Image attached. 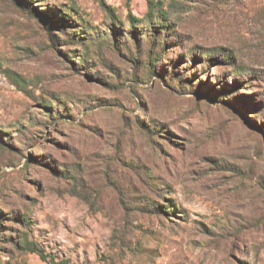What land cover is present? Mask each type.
<instances>
[{"label":"rangeland","instance_id":"1","mask_svg":"<svg viewBox=\"0 0 264 264\" xmlns=\"http://www.w3.org/2000/svg\"><path fill=\"white\" fill-rule=\"evenodd\" d=\"M149 1L0 0V264H264V0Z\"/></svg>","mask_w":264,"mask_h":264},{"label":"trees","instance_id":"2","mask_svg":"<svg viewBox=\"0 0 264 264\" xmlns=\"http://www.w3.org/2000/svg\"><path fill=\"white\" fill-rule=\"evenodd\" d=\"M72 4H74V0H71ZM15 2L22 7L24 10H29V12L31 14H36L38 16V18L40 19V22L44 25V27L50 31L54 30V29H64V26H70L69 30H74L72 36L75 37V39L78 38H83L84 35V31L83 29L80 28V26H83L84 29L86 28L85 24H79L78 21L76 20H72L73 18H71V21H66L64 18H60L57 19L55 14H49L46 11H42L40 13H42V15L39 13V11L35 8V5L31 2V0H15ZM104 6L106 8L109 9V5H107L105 3V1L103 2ZM74 11H76L78 9H76V7H73ZM116 21L119 22L118 17H115ZM128 19L131 22V27H133V30L131 31L132 35L135 37L136 35V31H137V27H139V24H144V27H148L151 29L148 30L147 33H153V36H155L157 33H159L160 31H163L166 33H168L171 29V26L168 24V15L166 13V11L162 10V8L156 4L154 1L150 0L149 1V9L148 12L143 16V17H139L134 15L131 10L129 11L128 14ZM66 22L68 23L66 25ZM157 23H160L159 26H157ZM113 27L114 24H112ZM123 30V28H121ZM79 32V33H78ZM86 36V35H85ZM55 38V36H54ZM53 38V40H54ZM86 38L88 39V37L86 36ZM153 39V38H152ZM120 43H122L121 40H119ZM167 41H165V43H163L162 41H155L154 43H152L151 47H149L147 49V61H148V67L149 70L151 71V74H163V71L165 69L168 70V72L166 73V79L167 82L170 84H173V81L177 83V81H181L180 84L183 87L184 90H188V88H191L190 82L188 81L187 83H185V81L182 79L183 75L182 73L179 71L178 72V78L173 76V72H174V66H175V60H173V63L169 65V67L163 63V59H162V54L163 52L160 50L162 49L163 45H166ZM159 46V49H157V47ZM210 56V55H209ZM180 59H183L184 55H179ZM212 58V57H211ZM169 59V58H168ZM180 59L178 61H180ZM84 61H86V59L84 58ZM158 62H160L161 64H158ZM182 77V78H181ZM209 78V75H208ZM173 80V81H171ZM205 83V81H201L199 87L197 90L193 91H202L203 89V84ZM223 91V90H222ZM222 91H218L222 92ZM209 94V92H207ZM219 96V95H218ZM219 98V97H218ZM50 115H52V112H49ZM64 114H67L69 116H71L70 112L65 111ZM260 128L264 129L263 126H260ZM169 208V206H168ZM9 238H12L11 236H9ZM21 239V243L23 244V246H26V248L30 251L33 252H37L39 254H41L42 256L45 257V254L43 253L42 249L39 247V245L34 242V241H30L27 237V235H25L23 233V235H21L20 237Z\"/></svg>","mask_w":264,"mask_h":264}]
</instances>
